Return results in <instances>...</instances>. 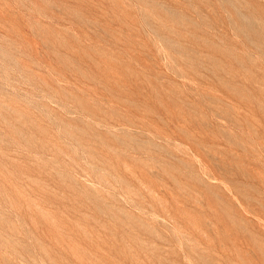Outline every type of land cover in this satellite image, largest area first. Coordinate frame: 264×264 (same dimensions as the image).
Here are the masks:
<instances>
[{
	"label": "rangeland",
	"instance_id": "rangeland-1",
	"mask_svg": "<svg viewBox=\"0 0 264 264\" xmlns=\"http://www.w3.org/2000/svg\"><path fill=\"white\" fill-rule=\"evenodd\" d=\"M0 264H264V0H0Z\"/></svg>",
	"mask_w": 264,
	"mask_h": 264
}]
</instances>
